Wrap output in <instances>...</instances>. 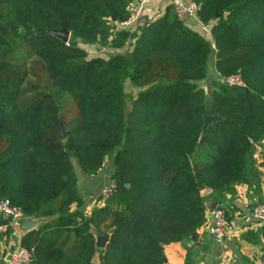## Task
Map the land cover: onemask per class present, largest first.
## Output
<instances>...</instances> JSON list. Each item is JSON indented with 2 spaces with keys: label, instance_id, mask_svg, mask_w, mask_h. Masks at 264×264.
Segmentation results:
<instances>
[{
  "label": "trees",
  "instance_id": "16d2710c",
  "mask_svg": "<svg viewBox=\"0 0 264 264\" xmlns=\"http://www.w3.org/2000/svg\"><path fill=\"white\" fill-rule=\"evenodd\" d=\"M193 1L215 49L208 93L213 46L172 4L116 29L133 0H0V199L44 219L19 242L34 264H91L97 253L99 264H166L164 246L195 239L207 199L239 184L259 195L264 0ZM61 28L66 42L44 32ZM233 73L243 86L221 80ZM127 83L138 92L125 111ZM208 114L217 119L202 132ZM108 156L116 192L86 216L73 159L94 175ZM112 227L97 248L91 228Z\"/></svg>",
  "mask_w": 264,
  "mask_h": 264
},
{
  "label": "crops",
  "instance_id": "0c3cea01",
  "mask_svg": "<svg viewBox=\"0 0 264 264\" xmlns=\"http://www.w3.org/2000/svg\"><path fill=\"white\" fill-rule=\"evenodd\" d=\"M171 0H150L141 12L138 23L142 24L150 19L160 16ZM186 23L199 30L213 46L209 26L201 24L196 17L185 16ZM209 65V69H208ZM207 75L203 81L206 90L212 86V81L219 77L215 68V49H211ZM209 70V71H208ZM255 165L261 172V190L259 195H254L246 184H239L232 194L226 193L219 202L212 198L205 202L206 218L202 226L197 230L193 241L187 243L175 242L164 246L166 264H183L185 256L189 254L195 264H221V254L228 253L231 264H263L264 261V223L252 217V206L256 202L264 201V142L255 145ZM113 160L112 156L105 158L103 168L94 175L75 172L77 176V188L83 201L80 210L92 211L102 202L99 198L103 186L111 181ZM209 193L211 189L209 188ZM204 194L206 193L204 190ZM226 207L227 227L221 243H216L209 233L210 209L213 203ZM75 207V206H74ZM73 207V208H74ZM22 232L17 226L10 230L8 235H0V264L3 255L19 245ZM91 264H99V254H95Z\"/></svg>",
  "mask_w": 264,
  "mask_h": 264
},
{
  "label": "built area",
  "instance_id": "2783aa9c",
  "mask_svg": "<svg viewBox=\"0 0 264 264\" xmlns=\"http://www.w3.org/2000/svg\"><path fill=\"white\" fill-rule=\"evenodd\" d=\"M150 0H135L130 6V16L122 21L116 23V29H127L133 27L139 21L144 5ZM171 4L179 18L183 19L185 16H192L197 18L198 4L193 0H171ZM221 80L228 85H244L242 76L239 73H233L221 77ZM256 154L254 153V158ZM116 184L111 179L109 184L102 187L99 198L102 201L109 198L116 192ZM252 217L264 223V201L256 202L252 206ZM87 216L90 211L84 212ZM0 215L4 219L0 223V232H6L8 229H13L17 226V220L24 216L23 212L17 206L12 205L8 199H0ZM227 227V212L224 206L218 205L210 209L209 219V233L216 243H221L224 238V233ZM221 264H231V256L223 252L220 259ZM1 264H34L31 251L20 244L14 249L6 252ZM264 264V261H263Z\"/></svg>",
  "mask_w": 264,
  "mask_h": 264
},
{
  "label": "water",
  "instance_id": "95a60500",
  "mask_svg": "<svg viewBox=\"0 0 264 264\" xmlns=\"http://www.w3.org/2000/svg\"><path fill=\"white\" fill-rule=\"evenodd\" d=\"M45 33H51L56 36H58L62 41L66 42L69 39L70 32L66 30L65 28L61 29H46L44 31ZM211 119H217L216 116L213 115H205L204 116V123L202 126V132L207 128V125ZM59 129L61 133V138H65L66 132L63 124V120L60 117L59 120ZM206 193H209V188L205 189ZM217 206V203H213V207ZM44 221L43 218H31V217H23L17 220V227L22 231V232H28L33 229H36L37 226ZM114 227L110 228L107 232L105 233H100L98 232L95 228H91V232L93 233L95 237V245L97 248H104L106 244L109 241L110 235L113 232ZM164 262H166V258H163Z\"/></svg>",
  "mask_w": 264,
  "mask_h": 264
},
{
  "label": "rangeland",
  "instance_id": "374dc122",
  "mask_svg": "<svg viewBox=\"0 0 264 264\" xmlns=\"http://www.w3.org/2000/svg\"><path fill=\"white\" fill-rule=\"evenodd\" d=\"M135 0H133L132 4L134 3ZM102 47L96 45V48L97 50H95V53H101ZM210 56V55H209ZM208 64H209V58H208ZM208 69H209V65H208ZM209 71V70H208ZM125 93L127 95L126 97V105H125V111H128L130 109V106H131V103H132V98L136 95V93L138 92V89L136 87H134L133 85L127 83L125 84ZM207 93L209 92V90L206 91ZM73 163L75 165V167L77 168V172L79 173V169H78V165L76 163V160L73 159Z\"/></svg>",
  "mask_w": 264,
  "mask_h": 264
}]
</instances>
